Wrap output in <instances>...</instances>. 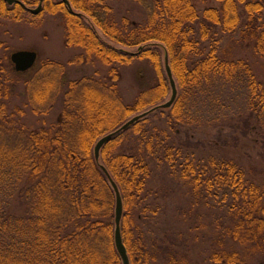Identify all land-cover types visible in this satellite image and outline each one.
Instances as JSON below:
<instances>
[{"label":"trees","instance_id":"trees-1","mask_svg":"<svg viewBox=\"0 0 264 264\" xmlns=\"http://www.w3.org/2000/svg\"><path fill=\"white\" fill-rule=\"evenodd\" d=\"M19 1L23 5L0 0V16L38 15L29 8L39 0ZM68 1L72 11L62 0H45L42 12L62 13L66 45L81 51L69 63L98 61L107 76L67 79L61 63H38L39 56L31 70L17 72L9 58L12 72H35L24 81L31 111L48 116L58 102L60 112L37 129L16 120L15 112L9 119L6 99L13 86L0 81L5 96L0 100V197L8 199L0 207V264H122L114 243V191L101 167L122 198L120 230L129 263L188 264L186 256L153 235L160 208L149 184L153 163L177 173L197 201L219 210L209 264H247L251 255L264 253V185L250 181L232 158L197 160L184 150L180 136L189 138L204 121L212 127L215 109L219 119L218 97L199 106L202 95L217 89L222 94L240 89L247 110L260 124L264 120V80L248 61L218 55L219 32L238 34L237 41L251 45L264 61L263 2L217 0V7L199 11L191 0H136L145 7L137 21L127 15L117 20L106 0ZM166 55L177 95L171 106L161 107L171 94ZM140 62L153 80L140 82V92L128 103L115 65ZM143 112L111 137L95 160L96 141Z\"/></svg>","mask_w":264,"mask_h":264},{"label":"rangeland","instance_id":"rangeland-1","mask_svg":"<svg viewBox=\"0 0 264 264\" xmlns=\"http://www.w3.org/2000/svg\"><path fill=\"white\" fill-rule=\"evenodd\" d=\"M113 8L117 20L122 15L140 21L144 17L145 7L136 0H106ZM201 11L205 7H217V0H191ZM264 5V0H261ZM36 8V7H34ZM97 34L102 37L97 29ZM218 55L228 59H244L248 61L259 79L264 80V61L252 49L251 45L237 41L238 34H218ZM206 45V50L209 48ZM16 50H34L37 52L38 63L51 60L59 62L65 69L67 79H80L83 76H93L98 79L107 76V67L96 61L94 64L78 65L69 63L81 51L66 45L62 13H52L50 10L40 11L36 17L13 19L0 16V81L10 84L13 93L6 99L9 119L15 112L16 120L37 129L44 123L54 121L60 112L59 103L49 111L48 116L36 115L28 104L26 78L35 75L34 71L27 74L14 73L8 67L10 54ZM119 71L116 80L125 102H131L140 92L139 83L153 80V73L145 62L129 66L115 65ZM32 69V68H31ZM30 69V70H31ZM15 79V82L13 80ZM109 80L113 81L108 77ZM214 90L213 94L202 95L199 106L203 107L212 99L219 100L218 115L212 121L213 126L202 123L189 138L181 134L184 150L204 160L210 155L232 158L247 174L251 181L264 185V120L256 119V114L247 110L245 95L240 89H234L230 94ZM170 95L166 98L168 100ZM5 96H0V100ZM23 110L24 114L17 111ZM197 110V109H196ZM22 112V113H23ZM207 113V112H206ZM204 113V115H206ZM214 116V114L212 115ZM14 119V118H13ZM224 123V128H219ZM263 124V125H262ZM263 126V128H261ZM177 141V140H176ZM187 145V147H186ZM208 160V159H207ZM206 160V161H207ZM154 165L150 186L156 192V203L160 206L159 213L152 221L153 235L165 239L182 255L187 257L188 264H209L208 255L212 237L216 232V215L219 210L197 201L189 192L187 186L172 170H159ZM8 199L0 197V207ZM153 237V236H152ZM234 247L242 251L241 245ZM247 264H264V253L253 254L247 259Z\"/></svg>","mask_w":264,"mask_h":264},{"label":"water","instance_id":"water-1","mask_svg":"<svg viewBox=\"0 0 264 264\" xmlns=\"http://www.w3.org/2000/svg\"><path fill=\"white\" fill-rule=\"evenodd\" d=\"M8 4H14V3H20L23 5L19 0H5ZM43 0H40L42 2ZM66 6L68 7L69 10L72 11L71 4L68 0H62ZM41 8V4H39L36 8H30V12L33 14H38ZM37 59V52L34 50H16L11 53L10 55V61L13 64V67L15 71L17 72H26L28 71L33 65L35 64V61ZM164 67H165V72L167 74V77L169 79L170 87H171V95L168 100H166L164 103L160 104L161 107H169L175 100V97L177 95V89H176V84L174 81V78L172 76L171 68L168 62V57L167 55L164 58ZM148 112V111H147ZM147 112L140 113L138 115H135L128 119L126 122H124L119 128H117L115 131L110 132L106 135H103L100 137L94 147H93V154L95 160L99 159V154L100 150L103 147V145L114 135L117 133L127 129L130 125H132L134 122L139 120L141 117L145 116ZM102 170L105 172L106 176L109 178V181L111 183V186L114 191V196H115V208H114V243L116 250L121 258L122 264H130L129 263V258L128 254L126 251V248L124 246V243L122 241V236H121V230H120V221L122 218V212H123V204H122V198L120 195V192L118 190L117 185L115 182L110 178L108 172L104 167H101Z\"/></svg>","mask_w":264,"mask_h":264},{"label":"flooded vegetation","instance_id":"flooded-vegetation-1","mask_svg":"<svg viewBox=\"0 0 264 264\" xmlns=\"http://www.w3.org/2000/svg\"><path fill=\"white\" fill-rule=\"evenodd\" d=\"M39 4H41L40 11H42L43 8H44V5H45V0H43L42 2H40V0H39V1H38V5H39ZM38 5H37V6H38ZM29 9H30V8H29ZM40 11H39V12H40Z\"/></svg>","mask_w":264,"mask_h":264}]
</instances>
